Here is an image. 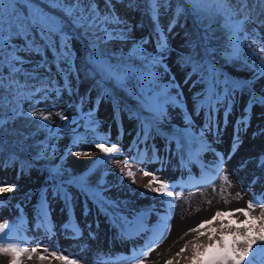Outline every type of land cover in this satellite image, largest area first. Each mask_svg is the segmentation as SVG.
Listing matches in <instances>:
<instances>
[{"label":"rangeland","instance_id":"374dc122","mask_svg":"<svg viewBox=\"0 0 264 264\" xmlns=\"http://www.w3.org/2000/svg\"><path fill=\"white\" fill-rule=\"evenodd\" d=\"M244 1L224 0L223 6L215 4V7L231 11L234 4H242ZM246 2L252 3L254 0ZM14 12L21 13L18 9ZM231 19L243 20L235 15ZM244 31L249 34V39L242 40L237 58L239 64H236L235 68L225 69L228 71L225 72L227 78L222 85L220 80L219 87H215L214 79L212 80L213 88L200 104L194 103L193 95L199 91L198 86L201 84L193 82L190 76H185L183 67L177 62V58L183 54V38L182 35L175 33H170L164 38L167 47L163 51L158 49V43L154 45L153 42L145 43L138 39L114 40L112 43L115 49L121 50L142 47L141 55L160 60L159 68H163L160 76L163 81L169 82L148 90L143 89L141 83L136 80L135 88L140 93L143 103H146L145 111L134 122H138L137 125L124 124L118 110L117 116L114 115L111 105H102L96 111L91 109L87 112L84 109L92 108L91 103H83L82 107H77L75 94L34 103L33 105L43 110L45 114L52 113L50 124L53 123L56 128L51 146L55 156L52 162L54 169L57 168V171L60 168L68 169L69 174L76 177L81 186H72V193L68 194L72 199L70 212L65 192L68 186L59 187L55 179H52L53 184H49L45 176L16 178L15 174H0V186L12 188V191L0 193V223L9 225L4 233H0V237L3 238L0 239V243L7 246V236L10 229L14 228L16 239L13 242L24 247L27 232L32 223L37 221H41L53 231L78 226L82 231L80 239L47 238L40 241L39 246H32L28 250V253H32V248H37V252L34 253L37 256L32 255V259H28V254H24L20 257L21 264H53L60 260L50 255L43 261L38 259L41 255H46L43 252L44 248L58 249V255L66 257L65 264H71L72 261L76 264H132L130 258L133 251H138L151 242L154 232L164 223L165 217L171 220L169 215L172 210L169 209L166 200L149 191L147 185L153 176L175 185V191L180 194L178 207L182 206L180 201L185 192L183 191L185 178L181 177L186 176L187 169L193 170L192 175L195 177L205 178L202 169H199V166L194 167L191 160V150L196 148L193 144L205 139L208 141L206 150L211 154L205 158L200 155L198 159L205 160L208 165H216L219 157L228 148L225 140L232 143V139L240 138L234 142L237 152L230 156L235 169L228 174L229 179L224 181L223 186L228 190L234 188L237 193L244 189L247 194L242 202L237 200L219 207L221 212H233V216L218 218L199 231H191L198 228L202 222L212 220L218 206L209 213L204 212L194 227L188 229L185 227L176 234L173 232L170 239L160 242L144 258L143 264H167L169 260L172 264H192L194 245H199V250L204 251L207 245L215 244L221 239V233L228 237L229 243L232 239L231 234L237 229L243 233L247 227L243 225L246 219L251 223V217H260L264 213V208L257 207L251 210L250 216L246 218L236 211L247 210L248 202L251 201L249 191H252L253 197L259 194L258 189L255 190L252 184L258 186L259 176L264 177V103L258 102L264 98V76L258 75L259 62L252 55L253 49L249 48L251 36L264 38V27L246 21ZM240 36L243 38L244 32H241ZM177 84L179 89L175 87ZM78 87L84 90L86 84H80ZM169 97L171 99H167ZM212 100H217L220 106L217 111H213L214 115L209 111V108H214L210 102ZM80 111L82 115L79 114ZM59 112L64 114L65 119L55 115ZM88 117L94 119L88 120ZM26 123L27 120L21 127L26 126ZM223 133L227 134L224 140L220 142L213 140ZM100 138H104L105 146L116 144L122 149L120 163L102 162L104 154L95 146ZM165 142H170L169 153L160 152V146L163 148ZM76 152L92 154L77 156ZM150 153L153 158L145 165L123 164L125 158L138 154L147 156ZM249 157L258 159L262 168L256 167L253 163L249 165ZM156 158L160 161H156ZM166 158L174 163L172 168L163 162ZM129 167H139L137 173L134 171L135 183L121 174L122 169L126 172ZM176 167L179 169H175ZM145 170L151 175L144 176ZM203 170L206 173L209 171L206 166ZM152 186L157 187L155 184ZM86 191L89 192L88 197L82 194ZM147 210L157 212L163 220L155 223L151 232L140 239L130 241L131 239L127 238L124 243L121 242L123 235L130 233L128 235L130 236L135 233L134 228L140 219L150 216L147 215L150 213ZM255 224L259 228L260 221H255ZM224 225L230 227H222ZM213 229L216 230L215 233ZM168 233L170 234L171 230ZM181 249L185 251L181 252ZM10 260V255L0 253V264H10ZM91 260L94 263H89Z\"/></svg>","mask_w":264,"mask_h":264},{"label":"trees","instance_id":"16d2710c","mask_svg":"<svg viewBox=\"0 0 264 264\" xmlns=\"http://www.w3.org/2000/svg\"><path fill=\"white\" fill-rule=\"evenodd\" d=\"M32 3L63 18V14L49 8L45 0H32ZM95 3L101 14L110 13L119 19V23L104 25L107 33L111 34L110 39L105 38L107 33L104 31H97L93 36L92 32L69 27L70 39L63 50L66 55L59 60L54 58L53 51L42 48L39 54L18 51L17 55L24 61L16 65L19 71L10 72L6 62L0 67L4 84L0 88V119L7 121L0 125V174L12 172L11 175L22 177L37 173L61 179L76 178L69 174L68 169H54L52 162L55 156L49 147L54 128L50 122L29 115V107L34 100L50 94L58 97L75 94L81 107L83 103H91L92 108L84 110L112 103L123 119L130 122L144 110L142 97L134 86L136 80L148 90L169 83L160 76L163 70L159 68L160 60L141 55L142 47L115 49L112 45L114 40L138 39L156 45L161 42L160 32L164 38L170 33L182 35L183 54L177 62L183 67L185 76L201 84L193 95L194 103L200 104L207 96L212 80L215 87H219L220 80L222 85L227 77L225 69L239 64L232 55L230 29L222 26L226 14L234 13L243 20L250 16L249 22H264V7L256 0L246 2L247 7L245 1L236 3L231 11L217 8L215 4L210 9L205 7L197 11L187 0H156L155 13L152 0H111V9L105 0H95ZM178 8L183 9L179 14ZM17 9L20 14H14ZM14 11L11 15L6 13L5 18L24 23L22 18L27 16V6L17 3ZM258 25L264 27V23ZM33 39L41 43L37 34L29 32L27 38H14L11 45L23 50ZM11 50L9 47L5 56ZM80 84H86V89H79ZM26 120L27 125L21 127Z\"/></svg>","mask_w":264,"mask_h":264},{"label":"snow or ice","instance_id":"6c2138e0","mask_svg":"<svg viewBox=\"0 0 264 264\" xmlns=\"http://www.w3.org/2000/svg\"><path fill=\"white\" fill-rule=\"evenodd\" d=\"M48 7L51 9H57L63 14V18L50 15L45 12L42 8L37 7L32 3V0H0V67L4 66L6 62L9 67V71H19L16 68L17 64H22L23 59L17 55L18 51H26L28 53L36 52L39 54L42 48H47L54 53V58L59 60L61 57L66 55V51H63L67 48V40L70 39L67 29L69 27L83 30L85 32H92L95 36L97 31H104L107 33V29L104 25L110 23H119V19L112 17L109 14H101L99 11V6L95 3V0H45ZM258 4L264 7V0H256ZM17 3L27 6L28 13L27 16L23 17L24 23H19L11 19H6L5 14L11 13L14 11ZM106 5L111 9V0H105ZM153 11L155 13L156 0H152ZM187 3L191 5L195 10L199 11L202 8H211L213 4L223 6L224 0H187ZM245 7L247 3L245 0ZM183 9L178 8V14L182 12ZM235 15L234 13H227L225 17L224 24L222 25L225 28L231 29L232 36L231 40L233 41L232 55L236 58L239 56L241 49L242 40L249 39V34L244 31V24L246 21H250L251 17L246 16L244 20H232L231 17ZM252 23L261 24L259 20L251 21ZM32 32L39 36L41 43H37L34 39L30 40L26 48L23 50L12 47L11 41L14 38L19 37H28V33ZM244 32L243 38L240 36V33ZM106 39L111 38V34L107 33ZM161 42L158 44V49L163 51L167 47L166 39L163 37V32H160ZM59 46V47H58ZM253 46H255L253 48ZM11 47V52H8L5 56V51ZM249 48L253 49L252 55L258 60V75L264 76V38H257V36H251V43ZM255 63V62H254ZM114 75V73H112ZM119 79V77H117ZM3 78L0 77V88H3ZM179 89V85H175ZM46 98V97H45ZM171 99V97L167 98ZM165 100V103L167 102ZM258 102L264 103V98H261ZM29 115L35 117L44 122H50L52 113L45 114L43 110L37 109L35 105L29 107ZM61 119H65L62 112L55 113ZM7 123V121L0 119V125ZM95 146L99 149L101 153L104 154L102 162L104 163H120V157L123 155L122 149L116 145L111 144L105 146L104 138H100L96 142ZM92 153H82L76 152V155H91ZM222 159V157H221ZM144 154H138L137 156L125 158L123 164L130 165L132 163H143ZM219 167V166H218ZM122 175H126L132 183H135L136 173L129 167L126 172L121 170ZM144 176L151 175L148 171H143ZM206 179H211L208 174H205V178H202L197 183H205ZM225 181H228V177H224ZM155 184L157 187H153ZM147 189L151 192L157 193L159 196L166 200L169 209H172L175 205L177 199L180 198V194L176 193L175 185H171L167 182L161 181L155 176L147 185ZM215 190V189H214ZM12 191L11 187L0 186V193ZM221 196L225 199V203L228 202L227 198L224 196V190L221 189ZM239 197V194H237ZM255 207L264 208V196L260 198L253 197V200L248 202L247 210L237 209V212H240L243 216L248 218L250 216V211ZM233 212H221L217 211L212 220L202 222L198 228L192 229L191 231H199L200 228H204L205 225L212 224L216 219L221 217H231ZM46 216V211H45ZM260 221L259 228L256 227L255 221ZM243 225L247 226L245 231L241 233L238 229L236 232L232 233L231 243L228 242V237L221 233V239L216 241L215 244H209L204 248V251L199 250V245L193 246V256L192 264H264V213L260 217H251V223L248 219L243 222ZM222 227H230V225H224ZM9 228L7 223H0V233H4L5 229ZM171 226L167 221V218H164V223L154 232L151 242L146 244L144 248L140 250H134L132 253V264H143L145 257L149 255L152 248V243H155L157 246L162 242L168 232H170ZM215 233V229L212 230ZM0 239H3L0 237ZM16 239L15 229H10V232L7 236V246L5 247L3 243H0V253L5 255H10L11 260L10 264H21L20 257L24 254H28V259H32V254L37 252V248H32V253H28L26 247H21L18 243L13 242ZM211 239V237H209ZM58 249H49L44 248L43 252L46 255H41L39 259L41 261L46 259L47 255H50L53 258L60 260H66V257L63 255H58ZM185 249H181V252ZM71 264H76L75 261H72ZM167 264H172V261H167Z\"/></svg>","mask_w":264,"mask_h":264},{"label":"bare ground","instance_id":"6f19581e","mask_svg":"<svg viewBox=\"0 0 264 264\" xmlns=\"http://www.w3.org/2000/svg\"><path fill=\"white\" fill-rule=\"evenodd\" d=\"M225 135L227 136V134L223 133L221 136L219 135L220 136L219 138H214V139L212 138V139L215 142H220L221 140H224ZM237 140H240V138H236L234 140L232 139V141H231L232 143L225 140V144L227 145L228 148L223 153L222 159L220 157L218 163L215 166L209 167L211 169L209 176L214 179V182L212 185H209L206 187L197 186V181H199V179H197V180L187 179V177H189L191 174H194L193 170H191V169H187L186 176L181 177L182 179L185 178V181L183 184V185H185L184 186L185 188L183 190L185 192L183 195V199L180 201L182 206L178 207V203H177V204H175V207L173 208V209L176 208V210H175L172 222L169 223L171 226V233L170 234L168 233L169 237L167 236L168 238H166L165 241L170 239L173 232H174V234H176V233L180 232L185 227H187L186 229L194 227L196 225V223H198L197 222L198 219L201 217V215L204 212L209 213L211 211V209H214L216 206H218V208H216V212L220 211L219 207L228 205V204L235 202L237 200H240L242 202V200L245 198L247 192L244 189H242L239 193H237L234 188H231L228 190L223 186V183L225 181L224 177L228 176V174L232 173L235 169L234 163L231 160L227 161L226 157L232 151L233 146H234V142H236ZM169 144H170V142H167V143L165 142V144H163V148H162V145L160 146L158 144H155V146H160V150H161L160 152L169 153L170 152V150H168ZM207 144H208V141L206 139L204 141L195 142L193 144L196 146L195 149L191 150L192 151L191 152V159L193 161L194 167H198L201 164H204V163H199L197 158L200 155H202L204 157V156L209 154L206 150ZM155 149H157V148H155ZM150 151H152V149ZM151 158H153L151 153L147 154V156H144L143 164L145 165L146 162L151 161ZM252 163L256 167L262 168V164L260 163V161L258 159H256V158L252 159L251 157H249L248 158V164L251 165ZM173 164L174 163L172 161H169V165L171 168L173 167ZM136 168L131 167V169L133 171H136L139 169V167H136ZM175 169H179V168L176 167ZM137 172L138 171H136V173ZM220 178H221V182H219ZM259 180H260V182H259L258 186H256L254 183L252 184V187L255 190L258 189L259 194L257 196H255L256 198H260V197L264 196V177L259 176ZM250 183H251V181L249 182V185H250ZM247 184H248V182H247ZM222 188L224 190V196L228 200L227 203H225V199L222 198V196H221V189ZM237 194H239V197H237ZM249 196H250V199L253 200L252 191H249ZM177 208H178V210H177ZM256 208L257 207H255L253 210H255ZM147 211H149V210H147ZM216 212H215V214H216ZM202 217L204 218V215ZM149 219H154V220L149 221ZM161 220H163V218L161 217L160 214H158L157 212L151 211V214L148 218L140 220V222L143 221V223L140 227L142 229L145 226V227H147L146 231H149L150 226H152L153 224H155ZM141 231L146 233L145 230H141ZM55 237H61L64 239L73 238V239L78 240L82 237V234L75 233V230H71L68 228L57 230V231H51L46 226H44V224L41 221H37L35 223H32L30 230H28L27 235H26V239H25V243H24V247H26L28 250H30V248L32 246H35V245L39 246L41 244L40 241H43L47 238H51V240H52ZM135 237L136 236H133L132 238H135ZM123 239H124V237H123ZM32 255H33V257L37 256V254H32ZM65 263H67L65 260H56L53 264H65ZM89 263H94V261L91 260V261H89ZM95 264H97V263H95Z\"/></svg>","mask_w":264,"mask_h":264}]
</instances>
